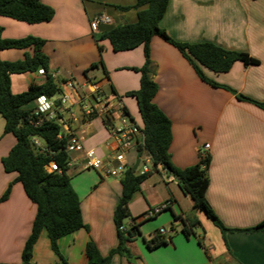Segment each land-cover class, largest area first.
<instances>
[{
    "label": "crops",
    "instance_id": "1",
    "mask_svg": "<svg viewBox=\"0 0 264 264\" xmlns=\"http://www.w3.org/2000/svg\"><path fill=\"white\" fill-rule=\"evenodd\" d=\"M41 1L55 10L51 21L28 24L0 16L2 37L45 40L44 53L50 58V72L57 83L73 78L87 94L92 92L87 85H95L108 98L119 100L142 127L137 100L126 94L140 88L141 75L130 68L143 66L144 47L116 53L108 40H97L116 26L136 23L140 10L135 8L137 1ZM102 14L110 21L92 31L91 21ZM160 27L178 42L212 43L248 53L259 61L257 65L237 61L225 73L201 66L207 78L223 86L214 87L200 79L175 47L158 37L150 44L152 76L159 87L154 103L172 123V163L184 169L210 154L206 198L230 231L224 235L194 209L192 199L174 176L154 171L129 203L128 224L134 219L139 226L136 239L128 245L130 258L114 255L111 264H264V234L235 231L264 220V110L240 98L264 103V0H170ZM26 53L32 55L33 49L0 50V60H22ZM100 60L104 65L91 68ZM39 71L12 75V92L20 94L33 83H44V74ZM4 127L0 115V198L11 186L9 197L0 202V264H23L22 252L37 206L22 184L15 181L17 174L4 171L2 158L16 144V138L4 133ZM73 130L84 138L86 151L92 150L104 159L113 154L115 143L101 116L87 122L78 117ZM206 144L210 145L208 151L204 150ZM73 157L77 160L70 165L68 175L89 229H80L58 241L63 259L53 251L48 233L43 230L33 249V264H87L89 241L104 257L118 246L114 214L122 193L120 180L105 171L85 169L83 152ZM127 158L133 166L137 152H129ZM168 203L166 209L150 216ZM175 216L182 219L175 220ZM184 219L199 221L190 236L183 231ZM161 228L169 232L161 236ZM199 228H204V234L197 231ZM156 237L166 243L150 248L148 243Z\"/></svg>",
    "mask_w": 264,
    "mask_h": 264
},
{
    "label": "trees",
    "instance_id": "2",
    "mask_svg": "<svg viewBox=\"0 0 264 264\" xmlns=\"http://www.w3.org/2000/svg\"><path fill=\"white\" fill-rule=\"evenodd\" d=\"M136 1L135 8L140 9L137 22L116 26L101 34L97 40H108L116 53L130 51L139 46L144 47L143 66L130 68L140 73V88L126 94L127 97L137 100L143 124L140 128L145 136V145L139 146L138 155L140 156L142 150L146 149L153 158L154 171H158V166L163 165L165 171L174 176L182 191L192 199L194 209L203 213L225 235L230 230L223 225L206 198L210 185L208 173L211 163L210 154L201 156L196 165L184 169L172 163L170 154L172 123L154 103L159 87L152 76L150 44L154 37H158L175 47L192 65L200 79L214 87L223 86L207 78L201 66L216 73H225L237 61L245 65H257L259 61L248 53L226 50L212 43L178 42L160 27V21L167 11L170 0ZM0 16L28 24H38L51 21L55 16V10L41 0H0ZM2 32L3 29L0 27V50L33 49V54L26 53L22 60H0V115L5 120L4 133L12 134L16 138L14 147L6 157L2 158V166L5 172L17 174L15 181L22 184L28 198L37 206L32 231L22 252V262L33 264V249L43 230L48 233L53 251L63 259L58 241L80 229H89L82 217L80 197L68 175L70 157L65 149L71 135L59 139L62 127L56 120L45 121L42 125L35 126L38 117L33 114L39 97L60 95L62 89L50 72V58L44 53L45 40L33 36L4 39ZM99 49L102 51L101 46ZM99 65H104L103 60L93 64L91 68ZM40 69L45 72L44 83H33L27 91L20 94L12 92V75L34 73ZM240 98L264 110V103L244 96ZM124 108L129 115L127 108ZM104 124L109 129L106 121ZM33 137L39 138L48 151L44 153L37 151L32 145ZM52 160L56 161L60 172L47 171L46 165ZM151 173L133 172L132 167L124 173L120 180L122 193L114 214L119 238L118 246L104 257L96 244L89 241L86 245L87 264H111L114 255L130 258L128 245L136 239L139 226L133 219L134 224H128L126 231H122L120 227L130 218L129 203L134 193L140 190L141 184ZM10 191L11 186L0 198V202L9 197ZM179 219L182 218L175 216V220ZM184 223L183 231L186 236H190L193 229L199 225L196 219H184ZM235 231L264 234V220L254 227ZM164 243L165 240L156 237L148 244L150 248H154Z\"/></svg>",
    "mask_w": 264,
    "mask_h": 264
},
{
    "label": "built area",
    "instance_id": "3",
    "mask_svg": "<svg viewBox=\"0 0 264 264\" xmlns=\"http://www.w3.org/2000/svg\"><path fill=\"white\" fill-rule=\"evenodd\" d=\"M108 16L102 14L91 21L92 31H97L99 25L103 22H109ZM40 74H45L43 69H40ZM55 79V74L51 73ZM64 86L65 89L62 87ZM62 93L57 96H41L37 99V105L33 114L38 118L35 121V126L42 125L45 121L56 120L62 127V132L59 134V139L65 135H71L69 143L65 151L70 157L69 167L77 159L73 154L83 152L85 154V169H94L105 171L107 175L121 180L124 173L133 167L127 158L131 151L137 152V159L140 160L137 170L140 174L151 173L154 171L153 158L151 154L143 149L141 155H138L139 146L145 145V136L140 126L125 112L124 106L119 100L110 99L95 85H87L92 90L91 94L83 92V87L73 78H68L60 83ZM74 98V99H73ZM114 103V104H113ZM101 116L106 125L109 127L111 136L114 140L115 147L113 154L109 159L97 156L94 151H85L82 146L83 137L76 135L73 130V124L79 117L83 121H89L93 117ZM33 147L39 152H47L48 149L44 143L36 137L32 138ZM210 145L206 144L204 150L208 151ZM53 152H51L52 154ZM48 172H60V167L56 161L52 160L46 165ZM158 170L165 171L163 165H159ZM136 170V171H137ZM170 203L165 204L159 209L154 210L150 216L160 213L166 209ZM134 224L133 221L129 223ZM128 226L120 227L122 231H126ZM169 231L161 228L158 234L164 236Z\"/></svg>",
    "mask_w": 264,
    "mask_h": 264
},
{
    "label": "rangeland",
    "instance_id": "4",
    "mask_svg": "<svg viewBox=\"0 0 264 264\" xmlns=\"http://www.w3.org/2000/svg\"><path fill=\"white\" fill-rule=\"evenodd\" d=\"M63 89H64V86L62 87ZM135 104H136V102H135ZM135 110H136V113L138 114V111H137V105H135ZM137 117V118H136ZM136 117H135V119L137 120L138 119V121H139V123H140V117H139V115H136ZM10 137H12L13 139H14V137L13 136H11V135H9ZM82 146H83V149L86 151V148H85V146H84V142H82ZM14 147V146H13ZM137 172L139 173V170H137ZM124 225H128V219H126L125 221H124ZM197 231L202 235V234H204V228H199V229H197Z\"/></svg>",
    "mask_w": 264,
    "mask_h": 264
},
{
    "label": "water",
    "instance_id": "5",
    "mask_svg": "<svg viewBox=\"0 0 264 264\" xmlns=\"http://www.w3.org/2000/svg\"><path fill=\"white\" fill-rule=\"evenodd\" d=\"M139 163H140V160L139 159H137L136 160V162H135V164L133 165V167H132V169H133V172H136V170H137V168H138V165H139Z\"/></svg>",
    "mask_w": 264,
    "mask_h": 264
}]
</instances>
